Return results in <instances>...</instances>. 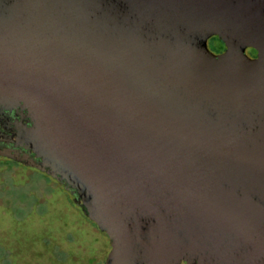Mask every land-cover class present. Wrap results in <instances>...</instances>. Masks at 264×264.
I'll list each match as a JSON object with an SVG mask.
<instances>
[{"label":"water","instance_id":"obj_1","mask_svg":"<svg viewBox=\"0 0 264 264\" xmlns=\"http://www.w3.org/2000/svg\"><path fill=\"white\" fill-rule=\"evenodd\" d=\"M0 107L104 264H264V0H0Z\"/></svg>","mask_w":264,"mask_h":264},{"label":"rangeland","instance_id":"obj_2","mask_svg":"<svg viewBox=\"0 0 264 264\" xmlns=\"http://www.w3.org/2000/svg\"><path fill=\"white\" fill-rule=\"evenodd\" d=\"M207 48L219 55L225 47L213 36ZM109 253L108 237L62 186L38 169L0 157V264H103Z\"/></svg>","mask_w":264,"mask_h":264},{"label":"flooded vegetation","instance_id":"obj_3","mask_svg":"<svg viewBox=\"0 0 264 264\" xmlns=\"http://www.w3.org/2000/svg\"><path fill=\"white\" fill-rule=\"evenodd\" d=\"M250 50L254 53L252 58H256V51L253 49ZM23 125L26 127L24 128ZM31 126L32 123L27 110L18 107L9 111L8 109L0 107V153L8 149H13V141L16 140L15 136L17 133L29 132ZM27 153H29L30 159L34 157L29 150H27Z\"/></svg>","mask_w":264,"mask_h":264},{"label":"trees","instance_id":"obj_4","mask_svg":"<svg viewBox=\"0 0 264 264\" xmlns=\"http://www.w3.org/2000/svg\"><path fill=\"white\" fill-rule=\"evenodd\" d=\"M19 142L18 141H13V144H14V150L13 149H8L10 150L11 152H15L17 153L20 157H27V158H30V155L29 153H27V149H25L23 146L19 145L18 144ZM10 153V152H9ZM11 154V153H10ZM2 158H9L7 156H0ZM9 159H12V158H9ZM15 162H18V163H21L19 162L17 159H13ZM30 168H34V167H30ZM45 174V173H44ZM47 175V174H46ZM49 176V175H47ZM51 179H53L54 181H56L54 178H52L51 176H49ZM57 182V181H56ZM60 186H62V188L70 195L71 197V200H72V203L78 208L81 210V212L83 213V215L85 216V218L88 219V217L84 214V212L82 211V208L79 204L76 203L75 199H76V195L72 193V190H68L64 184L62 183H59L57 182ZM89 220V219H88ZM95 224V223H94ZM97 227V226H96Z\"/></svg>","mask_w":264,"mask_h":264}]
</instances>
